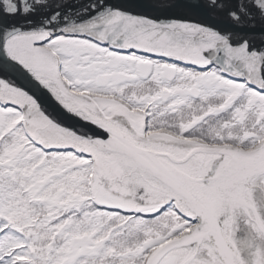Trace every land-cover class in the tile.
<instances>
[{"label": "snow or ice", "instance_id": "6c2138e0", "mask_svg": "<svg viewBox=\"0 0 264 264\" xmlns=\"http://www.w3.org/2000/svg\"><path fill=\"white\" fill-rule=\"evenodd\" d=\"M0 264H264V0H0Z\"/></svg>", "mask_w": 264, "mask_h": 264}]
</instances>
